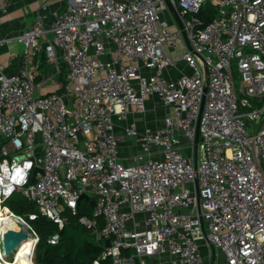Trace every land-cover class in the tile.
<instances>
[{
  "label": "built area",
  "instance_id": "built-area-1",
  "mask_svg": "<svg viewBox=\"0 0 264 264\" xmlns=\"http://www.w3.org/2000/svg\"><path fill=\"white\" fill-rule=\"evenodd\" d=\"M170 2L191 49L167 0H62L50 25L40 14L0 39L24 44L18 73L0 61V215L19 221L36 246L37 231L5 204L16 191L61 227L82 193L94 197L95 218L81 222L112 264L164 255L167 264H210L212 245L227 264H264V0ZM207 3L217 13L204 25ZM42 50L67 63L63 93H36ZM148 100L154 123L127 121L119 132L118 120L131 108L146 115ZM128 137L142 151L123 163Z\"/></svg>",
  "mask_w": 264,
  "mask_h": 264
},
{
  "label": "crops",
  "instance_id": "crops-1",
  "mask_svg": "<svg viewBox=\"0 0 264 264\" xmlns=\"http://www.w3.org/2000/svg\"><path fill=\"white\" fill-rule=\"evenodd\" d=\"M45 1L48 2V8L43 10L41 5ZM61 3L62 0H9L6 10H0V39L15 37L19 33L28 30L33 26L40 14L44 15V23L50 25L55 18V11L62 5ZM46 40L45 37L41 39L43 44H45ZM23 50L24 44L15 38L0 45V61L4 64L7 74H16L20 71L23 63ZM36 59L39 66L37 78L42 82L36 93L46 94L54 91L63 93L68 66L60 52L56 61H49L45 50H42ZM181 64L183 63L181 62ZM153 105L154 102L152 100L147 101V108L149 110L146 115L138 114L134 108H131L125 119L118 120V131L121 132L123 130V126L127 121H136L142 128L145 123L152 125L155 119V114L152 111ZM141 151L140 142L134 137H128L120 146V161L130 163L133 156ZM21 250L15 253L11 262L15 261L16 255ZM147 261L148 264H167L169 256H151ZM223 261L225 262L224 257ZM225 264L227 263L225 262Z\"/></svg>",
  "mask_w": 264,
  "mask_h": 264
},
{
  "label": "trees",
  "instance_id": "trees-1",
  "mask_svg": "<svg viewBox=\"0 0 264 264\" xmlns=\"http://www.w3.org/2000/svg\"><path fill=\"white\" fill-rule=\"evenodd\" d=\"M217 13V9L210 3L203 6L199 17L204 25L210 22ZM94 197H83L77 207L76 213L66 208L63 212L64 225L61 227L56 221L42 215L36 202L29 200L21 192L16 191L6 201V205L16 214L22 215L29 221L39 235L35 250L36 264H112L110 257H103L105 245L97 241L96 230L81 222V218H95ZM36 214L30 218V214ZM103 220L98 218V228ZM59 233L60 240L56 245L48 239L51 235Z\"/></svg>",
  "mask_w": 264,
  "mask_h": 264
},
{
  "label": "water",
  "instance_id": "water-1",
  "mask_svg": "<svg viewBox=\"0 0 264 264\" xmlns=\"http://www.w3.org/2000/svg\"><path fill=\"white\" fill-rule=\"evenodd\" d=\"M167 1H168L169 5L171 7L173 16L175 17V20L177 21V23L180 26V28L182 29L184 37H185V39L187 41V44H188V46L191 49L192 46H191V44H190V42L188 40L187 33H186V30L184 29V25H183L182 20L180 18L179 12L176 9V7L170 2V0H167ZM200 119H201V114L199 115V118H198V121H197V125H196V137H195V157L196 158H197V152H198ZM38 170L41 171V168H36L35 172H37ZM195 181H196V186H197L196 194H197V198H198V202H199V204H198V214H199V217H200V220H201V223H202L203 230L206 233L205 222H204V218H203L202 213H201L200 193H199V190H198V179L196 178ZM83 197H88V194L82 193L81 196H80V199H82ZM28 238H29L28 234L25 232V230L23 229L22 226H19L17 230H14V229L8 230L5 233V235H4V244H3L6 256L8 257V256L12 255L19 248V246L25 240H27ZM110 243H111L110 239H107L106 240V245L109 246ZM35 250H36V248H35ZM216 256H217V250H216L215 246L212 245V257H211L210 264H214Z\"/></svg>",
  "mask_w": 264,
  "mask_h": 264
},
{
  "label": "bare ground",
  "instance_id": "bare-ground-1",
  "mask_svg": "<svg viewBox=\"0 0 264 264\" xmlns=\"http://www.w3.org/2000/svg\"><path fill=\"white\" fill-rule=\"evenodd\" d=\"M2 214H5L4 216H1L3 221L6 222L5 226L1 227V232L4 230V233H6L10 229L17 230L18 229V222L15 218H12L10 215H8L5 211L2 212ZM1 232H0V242H1ZM4 239V237H3ZM26 241V242H25ZM17 249L18 251L21 250V248L25 245V247L20 251L19 254L16 255L15 261L11 262L6 260L5 250L1 248L2 244L0 243V264H36L34 261V249L36 246V241L34 238L29 237L27 240H25ZM16 250V251H17ZM15 251V252H16Z\"/></svg>",
  "mask_w": 264,
  "mask_h": 264
},
{
  "label": "rangeland",
  "instance_id": "rangeland-1",
  "mask_svg": "<svg viewBox=\"0 0 264 264\" xmlns=\"http://www.w3.org/2000/svg\"><path fill=\"white\" fill-rule=\"evenodd\" d=\"M236 83L239 84L238 81H236ZM185 151L188 152V148L187 147H185ZM1 248L3 250H5L4 249V246H1ZM216 250H217V256H216V259H215L214 264H225V262L223 261V256L221 254V251L218 248H216ZM17 252H18V250L16 252H14L12 255L6 257L5 259L8 260V261H13V258L15 256V253H17ZM201 252L204 255H206L208 253V250H207V248H206V246L204 244L201 245ZM34 261H35V252H34Z\"/></svg>",
  "mask_w": 264,
  "mask_h": 264
}]
</instances>
